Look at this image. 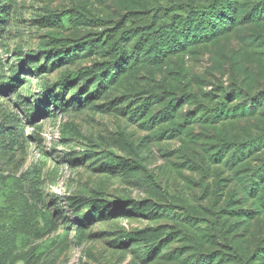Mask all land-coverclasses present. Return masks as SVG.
<instances>
[{"label":"rangeland","instance_id":"374dc122","mask_svg":"<svg viewBox=\"0 0 264 264\" xmlns=\"http://www.w3.org/2000/svg\"><path fill=\"white\" fill-rule=\"evenodd\" d=\"M211 1H7L0 108L26 143L0 166V264H264V0H230L212 42L156 52ZM117 43L114 80L81 76Z\"/></svg>","mask_w":264,"mask_h":264},{"label":"trees","instance_id":"16d2710c","mask_svg":"<svg viewBox=\"0 0 264 264\" xmlns=\"http://www.w3.org/2000/svg\"><path fill=\"white\" fill-rule=\"evenodd\" d=\"M8 0H0V24L5 21L4 13L6 9V4ZM188 12L185 16L180 18V22H173V26L162 28L163 34L159 38V43L157 45L156 52L161 53L162 57L167 56L165 53H180L189 46L195 44H203L214 41L220 36L218 33V28L222 23H227L229 16L233 18V7L231 6L230 0H213L208 4L200 7L199 9H194L192 6H188ZM138 13H131L130 21L141 20L144 21L145 15L148 12H144L141 16L137 15ZM163 15V14H162ZM228 15V16H227ZM177 24H180L182 27L180 30H177ZM125 25V24H124ZM176 25V26H175ZM114 34L110 35L108 39L116 37L118 31L113 29ZM112 38V39H113ZM101 41V44L106 43ZM116 50V59L114 62L106 63H97L91 67L84 68L80 72L81 76L87 77L91 75H99L102 81H111L114 80L120 69H123L126 65L127 52L122 47L120 43H117L115 46ZM168 51V52H167ZM20 71L15 70L11 78L12 81H19ZM71 77H64V84L70 81ZM6 83H0V91L7 90ZM50 88L42 90L39 94L40 103H48L52 101V95L49 91ZM9 104V103H8ZM41 113H48L47 110H44V106L40 107ZM34 120V119H33ZM24 123L19 119V116L14 110L10 108H0V166L7 164L13 166L16 163V150L21 149L26 143V137L24 133ZM251 150V145L248 146ZM243 151L245 156L246 150ZM245 157H240V160ZM14 201L13 203L18 205L20 209L27 207L28 201L26 198L17 192H13L11 196ZM123 206V202H115V208ZM79 223L81 225H89L92 223L91 220L87 218H82L77 216ZM23 220V218H22ZM31 228L36 227V222L30 225Z\"/></svg>","mask_w":264,"mask_h":264}]
</instances>
